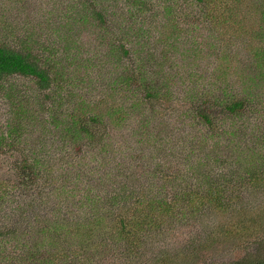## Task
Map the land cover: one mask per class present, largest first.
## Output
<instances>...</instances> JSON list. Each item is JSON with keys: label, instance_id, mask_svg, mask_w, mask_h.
I'll list each match as a JSON object with an SVG mask.
<instances>
[{"label": "trees", "instance_id": "16d2710c", "mask_svg": "<svg viewBox=\"0 0 264 264\" xmlns=\"http://www.w3.org/2000/svg\"><path fill=\"white\" fill-rule=\"evenodd\" d=\"M172 1H163L164 11L173 13L172 9H175L172 18L180 13V18L184 16L180 19L181 23L187 28L190 20L179 6L181 1ZM188 1L196 9L192 13L198 26L209 23L223 25L229 21L239 24L245 18L253 23L258 22L255 31L260 33L263 44L252 59H264V5L260 7L262 0H251L253 3L248 4L245 0ZM242 3L249 7V13L243 15L244 19L242 16L231 20L238 16V6ZM246 5L242 7L245 8ZM96 16L101 21L105 20L101 12ZM175 27L178 34L188 33L176 23ZM196 29L201 30L200 27ZM225 32L227 31H220L219 39ZM173 35L174 31L171 33ZM115 38L118 41L116 47L124 54L125 64L114 74L106 88L104 102H108V107L100 113L90 107L93 104L89 100L72 102V96L75 95L72 86L75 84L70 80V74L63 69L60 53L51 50L47 45L37 48L32 42H24L16 47L0 41V98L4 108L0 110V121L3 122L8 114L10 116V121L4 126L9 127L7 132L0 134V148H6V154H12L13 149L20 152L15 180L0 179V216L7 211H25L31 217L29 224L36 225L33 231L37 229L40 234V226H37L39 220H35L34 213L40 218L48 211L53 212L46 215L45 223L48 226L42 228L46 233L43 239L51 248L40 250L38 241L28 244L29 247H34L28 258L38 256L37 264L134 262L130 255L142 256L148 253L152 256L154 249L147 245L157 240L167 244L158 247L161 255L153 254L155 264H176L184 259H191L193 263L198 251L197 247L191 246L198 244V249H201L203 244L214 242L221 236L229 242L238 241L245 248L242 256L222 261L220 264H264V208L262 204L252 205L250 196L246 195L247 189L254 190L264 184V134L261 135L263 146L256 152L255 158L262 165V169H255L245 163L239 173L219 170L211 149L214 148L213 133L219 128L217 123L223 121H219V117L210 108L212 99L208 95L203 99L205 105H197L195 112L201 125L207 127L209 138H212L205 144L209 150L201 152L204 146L201 147L203 143L200 139L191 142L193 148H181L178 138L172 142L166 140L161 146H154L158 143L154 142L148 155L142 151L140 153L125 146L121 147L119 153H116L118 159L109 163L108 168L102 165L100 159L102 167H93V177L86 179L84 184H76L71 188L70 193L73 196L63 192L64 187L61 191V187L54 184L51 165L57 162L55 158L48 159L46 151L44 155L48 157L42 167L40 160L43 159V154L39 152L34 151L31 159L20 157L26 149L20 148L25 138L21 135L25 130L22 121L24 116H28L31 124L35 126L38 120L44 135H50V130L58 128L59 131L69 134L71 139H89L86 146L93 145L90 147L93 148L100 141L106 140L105 137L100 138L99 125L105 124L107 117L122 125L130 118L129 115L136 116L137 108L147 114L157 100H161L158 98L164 97L157 81L148 80L145 56L132 57L130 48L121 35ZM12 76H23L34 83L37 96L42 100L39 101L42 103V115H36L27 105L29 100L23 95L24 92L28 93L27 90L11 81ZM244 91L237 95L225 90L214 99L215 104H220L227 113L230 125L225 130L233 139L252 118H256L253 120V132L259 134L257 126H264V96L261 95L264 92L256 94L250 89ZM81 108L87 112L84 113ZM91 121L94 123L91 124ZM166 127L165 134L171 132L175 138V124L169 120ZM199 134L196 133V137H200ZM102 152L104 157L106 148H102ZM74 161L71 160V163ZM231 175L238 178L241 183L239 188L232 187L233 182L229 183ZM142 179L148 181H133ZM68 182L72 181L66 177V191ZM34 185L39 190L34 191ZM5 188L11 192L3 195ZM11 200L19 209L4 208ZM78 207L80 208L77 209ZM219 212H223V216L220 217L222 214ZM210 215L217 217L208 223ZM225 216L229 218L223 220L222 217ZM19 221L13 219L8 224H0V252L6 251L4 255L8 258L14 253L7 250V241L11 239V235L16 234L18 228H27ZM147 248L151 249L150 252Z\"/></svg>", "mask_w": 264, "mask_h": 264}, {"label": "rangeland", "instance_id": "374dc122", "mask_svg": "<svg viewBox=\"0 0 264 264\" xmlns=\"http://www.w3.org/2000/svg\"><path fill=\"white\" fill-rule=\"evenodd\" d=\"M163 1L165 0L137 2L136 0H0V41L16 47L24 42H32L37 48L47 45L51 50L60 53L59 59L63 63V69L70 74L69 78L75 84L72 86L75 91L72 102L86 99L93 104L90 107H93L96 113L106 110L108 102H104L105 90L114 74H117L125 64L123 52L116 47L117 35H121L127 43L132 57L145 56L148 80L155 79L159 89L163 90L164 97L158 98L161 100H157L158 102L147 114L137 108L136 116L129 115L130 118L122 125L112 122L107 117L106 123L99 125L100 138L105 137L106 140L99 142V138L96 144L99 143L93 148H90L93 145L86 146L89 139H71L69 134L59 131L58 128L50 130V135H44L39 128L38 120L35 126L31 124L28 116L23 117L25 130L21 135L25 138L20 148L26 147V149L20 157L31 159L34 157V151L39 152L43 154L40 167L48 156L51 160L55 158L57 163L51 165V175L54 177L52 180L61 187V191L64 187L63 192L67 195H71L73 186L82 185L86 179L93 177V167H102V163L108 168L109 163H114L118 159L116 153H119L121 147L125 146L140 153L142 151L148 155L152 151L154 142H158L154 146H161L166 140L172 142L177 138L181 148H193L192 143L200 139L203 143L201 147L204 146L201 152L209 150L205 144L213 138L214 148L211 150L214 151L213 157L220 167L219 170H233L239 173L245 163L255 169L262 167L255 158L256 152L263 146L261 135L264 134V126L262 124L257 126L259 134H256L253 132V120L256 118H252L248 125L242 126V131L233 139V136L225 130L229 129L230 125L226 111L220 104L214 102L216 96L225 90L237 95L244 93L245 89H250L256 94L264 92V68H262L264 59L262 57L252 59L259 46L263 44L260 33L255 31L258 22L253 23L243 16L249 13L246 4L257 0L253 2L245 0L246 4L242 3L238 6L239 14L236 19L233 17L231 20L243 16L245 19L239 21V24H232L229 21L223 25L199 24L201 26L193 20L192 12L196 10L193 4L188 0H180L179 6L190 20L187 28L181 23L184 16L180 18V13L176 18H172L175 9H172L173 13L164 11ZM243 5L246 7H242ZM263 5L264 0L261 1L260 7ZM176 8L179 12L178 5ZM98 12L105 16L104 21L98 16L95 17ZM175 23L188 33L178 34ZM197 27L201 30L198 31ZM222 30L227 32L222 33V38L219 39ZM172 31H174L173 36H171ZM10 79L20 84L23 90H27L28 93L23 94L29 100L27 105L36 115H42L40 110L42 103H39L42 100L37 96L34 83L23 76H12ZM206 95L212 99L210 108L219 117V121H223L217 123L219 128L213 133L212 138H209L207 127L201 125L200 118L195 112L197 105H205L203 99L207 97ZM261 95L264 96V93ZM2 108L3 103L0 98V110ZM81 111L87 112L82 108ZM169 120L175 124V138L171 132L167 134L164 132ZM8 121H10L9 114L3 122L0 121V134L7 132L9 127L4 126ZM195 132L200 133V137H196L198 135ZM102 148H106L107 151L104 157ZM5 149L0 148V179L13 181L17 175L15 168L18 166L20 152L13 149L12 154H6ZM45 151L47 157L44 155ZM100 159L101 163H99ZM71 160H75L74 163H71ZM63 164H66V167H63ZM66 177L72 181L68 182L67 191ZM228 180L229 183L233 182L232 187L239 188L241 185L236 176L231 175ZM133 181L140 183L148 180ZM7 190L5 188L2 194L11 192ZM33 190H39L38 186L34 185ZM246 195L250 196L252 205L262 204L264 208V184L254 190L247 189ZM10 207L19 209L12 200L4 208L10 210ZM51 213L53 212L48 211L40 218L34 213L35 220H39L37 226H40L38 227L40 234H38L37 229L33 231L36 225L29 224L31 217L25 211L3 212L0 216V224L3 225L4 222L8 224L15 219L23 222L27 228H18L16 234L11 235V239L7 241V250L14 254L8 258L4 255L6 251L0 252V264H37L38 256H33L34 260L28 258L34 248L29 247L28 244L38 241L40 250L51 248L48 242L44 241L43 237L46 233L42 231V228L48 226L45 223L46 215ZM219 213L222 214L219 215L220 217L224 214ZM216 217L210 215L208 223ZM228 218L229 216L222 217L223 220ZM218 238L214 242L203 244L201 249H198L200 247L198 244L191 246L197 247L198 251L193 263L191 259L183 258L184 261L176 264H220L222 261L232 260L244 254L242 252L245 247L238 241L229 242L223 236ZM163 244L167 243L157 240L147 247L154 249V255H161L158 247ZM150 248H147V251L150 252ZM153 254L152 256L148 253L142 256L130 255L134 262L119 261L116 264H155Z\"/></svg>", "mask_w": 264, "mask_h": 264}]
</instances>
